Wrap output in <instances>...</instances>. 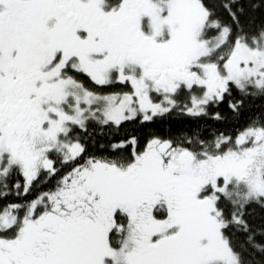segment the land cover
<instances>
[{"label": "snow or ice", "instance_id": "6c2138e0", "mask_svg": "<svg viewBox=\"0 0 264 264\" xmlns=\"http://www.w3.org/2000/svg\"><path fill=\"white\" fill-rule=\"evenodd\" d=\"M0 264H264V0H0Z\"/></svg>", "mask_w": 264, "mask_h": 264}]
</instances>
